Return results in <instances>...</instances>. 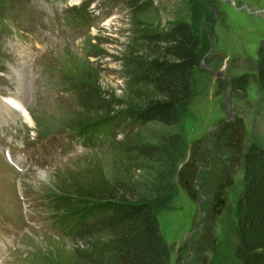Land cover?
<instances>
[{
    "label": "rangeland",
    "instance_id": "374dc122",
    "mask_svg": "<svg viewBox=\"0 0 264 264\" xmlns=\"http://www.w3.org/2000/svg\"><path fill=\"white\" fill-rule=\"evenodd\" d=\"M177 22L190 24L201 61L176 127L187 145L163 195L157 165L139 148L164 144L175 128L119 119L100 127L140 104L124 56L144 50L143 34ZM263 41L264 0H0V101L21 107L0 102L9 115L0 113V234L8 242L0 264L104 261L99 220L76 229L57 223V198L100 172L136 196L157 197L169 264H237L245 152L264 135L256 71Z\"/></svg>",
    "mask_w": 264,
    "mask_h": 264
},
{
    "label": "trees",
    "instance_id": "16d2710c",
    "mask_svg": "<svg viewBox=\"0 0 264 264\" xmlns=\"http://www.w3.org/2000/svg\"><path fill=\"white\" fill-rule=\"evenodd\" d=\"M138 40L146 49H130L122 63L129 86H139L135 97L140 104L124 110L118 118H106L99 127L102 130L111 128L119 119L121 123L133 125L160 123L175 128L168 133L164 144H144L139 148L144 158L157 165L159 193L168 195L177 164L187 145L176 127L182 121L184 107L195 96L193 73L201 61L200 42L187 22L170 24L164 29L143 34ZM256 71L259 102L264 109V41ZM95 129L97 127L87 133L95 134ZM164 166H171L169 172L166 169L159 171ZM161 184L166 187L160 192ZM63 193L57 198L64 211L57 222L59 225L75 222L72 227L76 229L84 222L100 221L98 234L103 237L100 251L105 260L90 264L170 263L169 246L158 219L157 197L136 196L125 181L110 182L101 172L89 186L77 185L74 190H64ZM236 214L237 264H264L263 134H256L246 149L244 187Z\"/></svg>",
    "mask_w": 264,
    "mask_h": 264
},
{
    "label": "bare ground",
    "instance_id": "6f19581e",
    "mask_svg": "<svg viewBox=\"0 0 264 264\" xmlns=\"http://www.w3.org/2000/svg\"><path fill=\"white\" fill-rule=\"evenodd\" d=\"M10 106H12V108H14V109H16V110H19L21 107L17 104L16 105V103H14V102H9L8 103ZM3 106V105H2ZM5 107V106H4ZM9 108V107H8ZM5 110V109H4ZM22 113V112H21ZM24 113V112H23ZM22 119H24L25 120V118H26V120L28 121L27 123L29 124V121H30V118H29V115H27L26 113H24L22 116Z\"/></svg>",
    "mask_w": 264,
    "mask_h": 264
},
{
    "label": "flooded vegetation",
    "instance_id": "af4514ba",
    "mask_svg": "<svg viewBox=\"0 0 264 264\" xmlns=\"http://www.w3.org/2000/svg\"><path fill=\"white\" fill-rule=\"evenodd\" d=\"M218 77H219V78H222L221 75H219ZM226 107H227V109H228V108L231 109V105H229L228 103H226ZM204 199H205V198H204ZM204 199H203V200H204Z\"/></svg>",
    "mask_w": 264,
    "mask_h": 264
},
{
    "label": "water",
    "instance_id": "95a60500",
    "mask_svg": "<svg viewBox=\"0 0 264 264\" xmlns=\"http://www.w3.org/2000/svg\"><path fill=\"white\" fill-rule=\"evenodd\" d=\"M219 76V75H218Z\"/></svg>",
    "mask_w": 264,
    "mask_h": 264
}]
</instances>
